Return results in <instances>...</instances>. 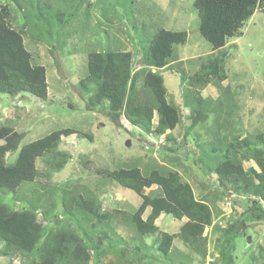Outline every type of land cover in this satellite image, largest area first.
Instances as JSON below:
<instances>
[{
  "label": "rangeland",
  "instance_id": "374dc122",
  "mask_svg": "<svg viewBox=\"0 0 264 264\" xmlns=\"http://www.w3.org/2000/svg\"><path fill=\"white\" fill-rule=\"evenodd\" d=\"M192 2L0 0V6L7 5L11 11L12 26L23 30L24 45L31 52L33 62L45 66L48 84L44 100L29 94L20 99L0 93L3 103H6L0 104V124L8 123L17 131H22L24 137L21 144L59 128L71 127L79 131L59 142L58 148L70 156L63 168L55 172L52 170L51 153L38 157L35 161L41 173L38 179L21 182L13 192L0 190V201L15 209L24 205L36 208L37 219L44 224L52 221V214L59 217L58 224L68 219L62 200L68 199L69 194L64 190L90 198L95 201L94 204L98 202L100 212L110 213L118 209L119 213L108 220L76 211L79 229L75 228L74 221L70 228L90 236L89 264H224L218 260L220 246L223 256L231 264H264V224L261 216L258 217L260 212L251 211L247 219L244 218L247 226L240 227L236 232L238 235L233 238L232 234L225 235V230L254 198H239L231 191L226 194L218 185L216 174L202 169L207 160L210 162V149L220 160L222 146L232 136L264 131V12L255 10L242 25L241 34L229 37L217 52L199 33V17ZM28 11L30 18L36 22L42 17L51 21L48 24L58 32L56 41L51 40L54 44L37 40L32 30L22 27L23 14ZM59 13L64 15L58 28L56 21ZM159 28L187 32L184 43L173 45L172 58L176 62L158 70L166 87V98L177 107L180 120L172 131L173 140L171 137L166 139L164 134L154 135V139L164 138V144L157 149L149 146L150 149L145 150L143 147L148 143V136H142L133 128L126 130L124 127L130 126L125 121L124 125L119 124L122 127H117L106 112L86 106L92 93L91 85L83 89L79 81L86 75L87 53L91 51H131L134 70L137 69L142 65L143 48ZM222 53H225L223 67L227 77L221 85L210 83L204 88H197L204 98L205 114L190 128L189 113L193 108L186 100L187 94L191 93L185 81L198 68L199 62ZM152 121L156 123V113ZM186 128L190 133L185 138ZM218 141L224 143L219 144ZM212 146L218 148L214 150ZM16 155L17 151L6 153V164H13ZM117 166H138L142 170L160 166L179 171L181 179L190 184L194 197L206 201L211 207L212 221L203 232L206 236L202 246L206 253L204 259L179 238L173 240L167 256L157 251L154 236H144V241L138 238L128 215L139 205L141 198L132 190L97 173L101 169ZM244 167L258 170L249 158L244 160ZM153 187L155 185L146 187L144 191L148 193ZM228 199L237 205L231 213L226 204ZM261 203L264 206V202ZM148 211L143 213V218L147 217ZM184 220L161 213L156 217L155 224L160 231L175 233ZM1 249L2 244L0 254ZM103 249L107 250L106 254H101ZM27 261L28 258L21 260L18 255L0 257V264H26Z\"/></svg>",
  "mask_w": 264,
  "mask_h": 264
},
{
  "label": "trees",
  "instance_id": "16d2710c",
  "mask_svg": "<svg viewBox=\"0 0 264 264\" xmlns=\"http://www.w3.org/2000/svg\"><path fill=\"white\" fill-rule=\"evenodd\" d=\"M192 5L198 13L199 33L217 52H220L229 37L241 34L242 25L255 10L264 12V0H193ZM10 13L7 5L0 6V93L11 97L18 96L20 99L29 94L44 100L48 87L45 66L33 62L31 52L24 45L23 30L12 26ZM23 15L22 27L32 30L31 33L36 35L34 37L37 40H46L49 43H53L51 40L56 41L58 32L48 24V21L51 22L49 19L42 17V20L38 18L36 22L30 18L29 11ZM63 15L59 13L57 16L58 28L62 25ZM186 39V30L159 28L143 48L140 58L142 65L135 70L131 51L105 49L88 52L86 75L79 81L83 89L91 85L92 93L88 96L86 106L106 112L117 127L125 121L130 126L124 127L126 130L133 128L146 137L164 134L166 139L171 137L173 140L172 131L178 125L180 113L166 98V87L158 70L169 66L173 61L176 62L172 58L173 45L182 44ZM224 54L203 59L185 81L191 93L187 94L186 100L193 108L192 113H189L190 128L205 114L204 98L197 88H204L210 83L221 85L227 77L223 67ZM154 113L156 123L152 121ZM78 133L77 129L71 127L59 128L21 144L24 137L22 131H17L8 123L0 124V190L13 192L23 181L37 180L41 173L35 161L47 153L53 156L54 172L63 168L70 156L58 148L59 142L66 136ZM189 133L190 130L186 128L185 138ZM240 134L232 136L225 143L218 141L219 144L224 143L221 159L213 155L210 149V162L207 160L202 165L206 172L216 174L218 185L226 194L231 191L239 196L254 198L251 199L250 206L245 207L241 215L225 230V235L232 234V238L239 234L236 232L240 227L247 226L244 218L247 219L251 211L262 213L258 217L261 216L264 224V206L261 203L264 202V131L252 135ZM212 147L214 150L218 148ZM10 151H17V155L14 163L8 165L5 155ZM247 158L256 164L258 170L254 167L245 169L244 160ZM97 173L123 188L132 190L141 198L139 205L128 215L129 223L140 240L144 241V236H154L157 240V251L167 256L173 240L179 238L202 259L205 258L206 253L202 246L206 236L203 232L212 221L211 207L206 201L194 197L190 184L181 179L178 170L160 166L144 170L138 166H117L114 169H101ZM153 185L155 187L148 193L144 191L146 187ZM64 192L69 194L68 199L62 200L64 214L68 219L60 224L56 214H52V221L46 225L37 219L36 208L24 205L15 209L0 201V257L18 255L21 260L26 257L29 259L26 264H89L90 236L84 231L78 232L70 228L74 221L75 228L79 229L76 224V211L108 220L114 218L119 210L103 213L99 211L98 202L94 204V200L79 193ZM147 209V217L143 218L142 215ZM161 213L176 220H186L175 233L160 231L155 219ZM54 223L57 225L54 226ZM103 237L107 238L106 234ZM106 253L107 250H101V254ZM223 254L220 246L218 260L231 264Z\"/></svg>",
  "mask_w": 264,
  "mask_h": 264
},
{
  "label": "built area",
  "instance_id": "2783aa9c",
  "mask_svg": "<svg viewBox=\"0 0 264 264\" xmlns=\"http://www.w3.org/2000/svg\"><path fill=\"white\" fill-rule=\"evenodd\" d=\"M152 136H154V135H148V140L146 141V142H148V143H146L145 145H144V148L145 149H148L149 148V146L150 147H153L154 149H157L163 142V140H164V138L163 139H154ZM230 202L228 201L226 204L228 205Z\"/></svg>",
  "mask_w": 264,
  "mask_h": 264
},
{
  "label": "clouds",
  "instance_id": "9594fccd",
  "mask_svg": "<svg viewBox=\"0 0 264 264\" xmlns=\"http://www.w3.org/2000/svg\"><path fill=\"white\" fill-rule=\"evenodd\" d=\"M21 100L19 99V102H20ZM147 141V140H146ZM162 144H164V143H162ZM161 146V145H160ZM159 146V147H160ZM232 194L234 195V193L232 192ZM236 197H239V198H241L242 196H239V195H237ZM236 199H233V202H236L235 201ZM228 201L230 202L229 204H228V207H229V213H231L232 212V210H233V208L235 209V208H237V205L236 204H232L231 203V201L228 199ZM238 214H240V213H238ZM239 216V215H238ZM208 227V226H207Z\"/></svg>",
  "mask_w": 264,
  "mask_h": 264
},
{
  "label": "crops",
  "instance_id": "0c3cea01",
  "mask_svg": "<svg viewBox=\"0 0 264 264\" xmlns=\"http://www.w3.org/2000/svg\"><path fill=\"white\" fill-rule=\"evenodd\" d=\"M15 97H18V96H15ZM19 99V98H18ZM0 104H2V105H6V103H3V100H2V98L0 97ZM20 104H21V101H20ZM7 107V106H6Z\"/></svg>",
  "mask_w": 264,
  "mask_h": 264
}]
</instances>
